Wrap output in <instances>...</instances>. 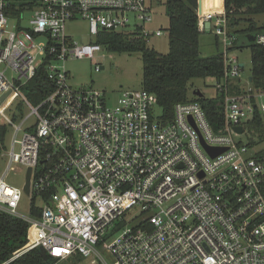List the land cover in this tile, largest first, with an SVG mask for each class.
Wrapping results in <instances>:
<instances>
[{
    "label": "built area",
    "instance_id": "2783aa9c",
    "mask_svg": "<svg viewBox=\"0 0 264 264\" xmlns=\"http://www.w3.org/2000/svg\"><path fill=\"white\" fill-rule=\"evenodd\" d=\"M213 1L197 0L195 12L199 30L208 21L225 48L216 129L195 100L175 103L164 119L156 96L142 87L123 90L109 106L104 92L68 82L64 61L101 50L94 41L100 30L146 41L162 35L145 26L150 0H0V115L14 132L0 153V211L27 222L22 252L41 247L56 262L92 257L90 264H264V155L237 139L255 108L264 113L254 102L264 90L230 92L243 66L229 53L236 37L224 0L207 7ZM78 19L88 22L86 43L66 32ZM254 35L264 45V31ZM42 67L52 90L34 104L23 88ZM202 140L224 150L212 156ZM21 169V183H10ZM23 197L27 214L18 211Z\"/></svg>",
    "mask_w": 264,
    "mask_h": 264
},
{
    "label": "trees",
    "instance_id": "16d2710c",
    "mask_svg": "<svg viewBox=\"0 0 264 264\" xmlns=\"http://www.w3.org/2000/svg\"><path fill=\"white\" fill-rule=\"evenodd\" d=\"M18 3L24 0H13ZM155 2L160 3L159 0ZM165 14L168 18V50L165 53L155 51L148 46L144 37L117 31L100 30L94 41L113 52L139 53L142 61L141 87L153 93L164 119L173 117V106L177 102L195 100L203 108L213 128H218L223 121V99L221 94L214 97L189 95L191 80L194 78L223 75L222 53L202 57L199 53L198 36L201 32L197 23L195 9L197 0H164ZM23 4V3H22ZM228 28L230 32L245 35V41H234L231 49L249 47L251 68L249 85L253 90H264V45L248 41V34L264 31V23L257 26L252 15L264 13V0H224ZM246 24V25H245ZM245 25V26H242ZM52 90L44 67L23 88L28 99L38 103L46 93ZM244 89L237 81L230 84L231 93H240ZM19 104V108H20ZM16 119V115L13 116ZM264 113L255 108L252 119L247 123L248 133L257 138L249 145L261 143L264 137ZM5 127H0V153L6 147ZM264 155V148L260 151ZM38 213L36 209L33 210ZM29 242V228L26 221L0 211V263L14 257L7 264H55L54 259H47L39 247L22 252ZM74 260V259H72ZM76 261V260H75Z\"/></svg>",
    "mask_w": 264,
    "mask_h": 264
},
{
    "label": "rangeland",
    "instance_id": "374dc122",
    "mask_svg": "<svg viewBox=\"0 0 264 264\" xmlns=\"http://www.w3.org/2000/svg\"><path fill=\"white\" fill-rule=\"evenodd\" d=\"M159 1L160 3L155 2V0H150L152 4L153 18L150 22L146 23L145 26L152 31L160 28L164 33L160 36L155 34L150 35L147 44L155 51L165 53L168 50V18L165 14L164 0ZM30 15V11L24 13L22 20L23 24L27 22ZM251 19L257 26H261V24L264 23V13L252 15ZM66 32L72 37V39L79 43L88 42L91 36L89 33L88 22L82 19L68 23L66 25ZM232 34L236 37L238 44H241L246 39L245 35L240 34V32H232ZM198 46L200 56L202 57L223 53L225 50L223 37L221 35H216L213 31H201L198 36ZM229 53H233L237 56L238 63H243L239 78L234 79L233 81H237L239 85L247 88L249 85L247 83V79L251 68L250 48L247 46L234 48L230 50ZM97 64L103 66V68L99 71L95 70V65ZM64 66L69 72L70 77L68 82L73 87L92 88L104 92L106 104L109 106H112L117 102V99L120 97L123 90L137 89L141 87L142 61L139 53H118L101 46V50L95 51L91 57L67 58L64 61ZM6 74L11 75L9 71H7ZM215 85L216 78H194L191 80L189 95H192L195 89H199L204 96L214 97L216 95ZM19 100L20 98H18L15 103H18ZM254 102L258 107L261 104H264V93L256 95ZM6 107L7 106H3L2 109H6ZM23 111L26 114L28 113L29 108L24 106ZM12 113L13 111L10 110L5 111L7 116H11ZM2 126L6 128L4 144L7 146L10 143L14 132L13 129L8 126L6 119L0 115V127ZM23 132L24 130L20 131V135ZM252 132L248 133V129H246L240 136H238L237 139H240L243 143H248L250 140L257 138V136ZM254 148H264V137L262 142L256 144ZM3 167L4 158L0 157V172ZM23 174V169L18 170L15 173H10L8 181L19 185L23 179ZM18 211L22 214L28 213V199L26 197L22 198ZM91 259L92 257H89L80 263H78V261L68 259L59 261L55 264H90Z\"/></svg>",
    "mask_w": 264,
    "mask_h": 264
},
{
    "label": "water",
    "instance_id": "95a60500",
    "mask_svg": "<svg viewBox=\"0 0 264 264\" xmlns=\"http://www.w3.org/2000/svg\"><path fill=\"white\" fill-rule=\"evenodd\" d=\"M208 26H209V22L207 21V22H205V27L207 28ZM254 38H255V35H254V34H248V35H247V39H248V41H252V42H253V41H254ZM240 66H243V63H240ZM193 94H194V95H197V96H199V97H202V96H203V93H202L199 89H195V90L193 91ZM3 97H4V96H2V97L0 98V102L2 101ZM189 119H190L191 122L193 123V120H192V118H191L190 116H189ZM234 129H235L237 132H239V133H241L242 130H243L241 126H236ZM202 143H203L204 147L206 148V150H207L212 156H214V155H216V154H218V153H220L221 151L224 150L223 147H211V146H208V145H206V144L203 142V140H202ZM30 172H31V168L29 167V168L27 169V173H26V183H25V186H24V191H25L26 194L29 193V179H30ZM39 249H40V251L43 253V255H44L47 259H49V256H48V254L45 252V250H44L43 248H41V247H39Z\"/></svg>",
    "mask_w": 264,
    "mask_h": 264
},
{
    "label": "bare ground",
    "instance_id": "6f19581e",
    "mask_svg": "<svg viewBox=\"0 0 264 264\" xmlns=\"http://www.w3.org/2000/svg\"><path fill=\"white\" fill-rule=\"evenodd\" d=\"M202 3L204 4V0H201ZM213 1V0H212ZM221 3V0H214L211 4H209L207 7L209 8H219ZM205 5V4H204Z\"/></svg>",
    "mask_w": 264,
    "mask_h": 264
},
{
    "label": "crops",
    "instance_id": "0c3cea01",
    "mask_svg": "<svg viewBox=\"0 0 264 264\" xmlns=\"http://www.w3.org/2000/svg\"><path fill=\"white\" fill-rule=\"evenodd\" d=\"M204 31H205V32H209L208 29H207L206 27H205V30H204ZM241 86H242V85H241Z\"/></svg>",
    "mask_w": 264,
    "mask_h": 264
}]
</instances>
